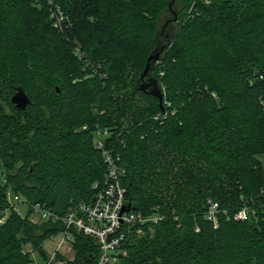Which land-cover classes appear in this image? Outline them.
I'll return each instance as SVG.
<instances>
[{
    "label": "trees",
    "instance_id": "1",
    "mask_svg": "<svg viewBox=\"0 0 264 264\" xmlns=\"http://www.w3.org/2000/svg\"><path fill=\"white\" fill-rule=\"evenodd\" d=\"M170 1L0 0V264H32L26 244L47 256L65 228L35 222L34 205L65 217L94 199L97 128L126 169L127 203L163 216L116 264H264V0H175L171 46L152 68L161 103L136 83ZM20 86L25 109L12 102ZM243 208L249 219H236ZM73 243L75 257L53 264H95L92 236L74 231Z\"/></svg>",
    "mask_w": 264,
    "mask_h": 264
},
{
    "label": "built area",
    "instance_id": "2",
    "mask_svg": "<svg viewBox=\"0 0 264 264\" xmlns=\"http://www.w3.org/2000/svg\"><path fill=\"white\" fill-rule=\"evenodd\" d=\"M51 18L54 26L62 29L66 15L59 6L51 8ZM83 128L86 129L87 126ZM107 134V130L97 128L94 135V146L101 152L106 168L102 183H95L93 186L97 192L92 201L80 203L65 217L59 216L41 204L34 205V214L37 213L41 222L62 219L65 226L59 234L61 238L56 243V248L46 250L44 264H53L59 253L64 256V250L74 240V231L92 236L96 240L100 252L95 264H116L121 254L126 255L127 251L123 245L131 234L140 232L146 224L157 223L163 219L162 215L144 214L134 211L132 207L130 210H123L127 204L126 188L120 180L126 175V169L119 162L120 156L115 155L107 147L105 140ZM12 198L16 203H22L20 195ZM208 204L209 217L217 226L219 203L209 199ZM249 217L250 212L246 208L235 215V218L240 220H247ZM2 221L3 219L0 220Z\"/></svg>",
    "mask_w": 264,
    "mask_h": 264
},
{
    "label": "water",
    "instance_id": "3",
    "mask_svg": "<svg viewBox=\"0 0 264 264\" xmlns=\"http://www.w3.org/2000/svg\"><path fill=\"white\" fill-rule=\"evenodd\" d=\"M175 0L170 1L171 11L174 14L170 17L161 27L159 36L160 40L155 49L150 53L144 71L142 72L139 80L136 83V87L152 96L157 97L160 102L164 99V89L161 87L159 81L152 73V68L157 60L161 59L164 52L171 46L172 39L171 35L167 32L169 24L177 19V11L173 9ZM12 102L19 109H25L27 105L31 103V99L23 87H17L16 93L12 97ZM131 204L127 203L123 210H130ZM44 257V251H40Z\"/></svg>",
    "mask_w": 264,
    "mask_h": 264
},
{
    "label": "rangeland",
    "instance_id": "4",
    "mask_svg": "<svg viewBox=\"0 0 264 264\" xmlns=\"http://www.w3.org/2000/svg\"><path fill=\"white\" fill-rule=\"evenodd\" d=\"M174 9H175V7H174ZM175 24L173 23V24H171L170 26H169V28L167 29V32L169 33V34H173L174 32H175ZM14 201V200H13ZM14 203H15V208L20 212V213H22V214H25L26 213V211H27V206L26 205H24V204H21V203H16L15 201H14ZM32 219L35 221V222H38V223H40L41 222V220L40 219H38V215H37V213H33V215H32ZM145 235V231H140V232H137V233H135L131 238H132V240H134V239H136V238H139V237H142V236H144ZM60 235H57V236H53V237H51L50 239H47L46 241H45V244H44V248L48 251V250H54L55 248H56V246H57V242L60 240ZM70 247V248H69ZM25 249L27 250V251H30L31 252V257H32V260H33V263L32 264H44V258L40 255V253H39V250H33V248H32V245L31 244H26L25 245ZM65 252H64V257L65 258H74L75 257V250H74V243L73 242H71L70 244H69V246H67V249H65L64 250Z\"/></svg>",
    "mask_w": 264,
    "mask_h": 264
}]
</instances>
